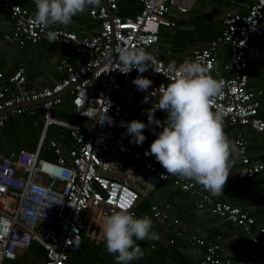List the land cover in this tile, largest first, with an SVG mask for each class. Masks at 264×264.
I'll return each instance as SVG.
<instances>
[{
  "label": "built area",
  "instance_id": "1",
  "mask_svg": "<svg viewBox=\"0 0 264 264\" xmlns=\"http://www.w3.org/2000/svg\"><path fill=\"white\" fill-rule=\"evenodd\" d=\"M196 1L139 0L141 8L134 16L121 17L120 0H106V5L102 0L99 7L89 8V16L99 23L96 33L79 36L71 25L55 26L52 30L59 35L54 43L65 52L56 65L61 78L51 86L29 89L24 68H15L4 77L0 67V264L21 262L31 244L44 252L37 264H67L76 242L103 235L104 221L114 210L130 202L135 213L140 198L166 181L199 198V208H209L264 249V226L249 212L199 193L193 181L168 175L154 156L145 155V150L131 142L126 126H121V121L136 120L141 111L155 110L159 87L175 78L161 57L159 33L173 28L174 18L187 15ZM0 13L12 23L10 33L4 35L7 43L22 49L49 42L44 35L47 29L34 23L27 8L0 0ZM117 47H143L153 56L155 71L150 68L142 74L153 81L147 92L132 83L137 70L123 74L115 69L118 65L110 56L114 58ZM221 47L227 51L223 64ZM78 56L86 59L80 61ZM198 56L212 65L210 74L224 83L223 94L212 102L213 111L224 109L237 161L244 166V177L253 179L264 171V163L251 159L245 130L264 135V94L249 85V65L264 58V0H253L243 14L227 13L219 35L206 47L192 50L187 59ZM64 99L70 103L69 119L61 117ZM25 113L37 117L33 127H38V119L43 125L36 147L6 150L2 139L7 118ZM107 115L114 123L103 122ZM155 115L167 118L165 111L156 110ZM52 128L57 129L55 137L50 135ZM43 151L52 157L43 158ZM169 209V204L150 206L155 220L171 225ZM183 240L206 248L199 264H244L226 256L219 241L192 235Z\"/></svg>",
  "mask_w": 264,
  "mask_h": 264
},
{
  "label": "clouds",
  "instance_id": "2",
  "mask_svg": "<svg viewBox=\"0 0 264 264\" xmlns=\"http://www.w3.org/2000/svg\"><path fill=\"white\" fill-rule=\"evenodd\" d=\"M101 2L33 0L36 9L33 20L42 30L47 29L44 35L49 43H54L59 35L58 31L52 30L55 26H69L73 17L84 13L88 7H99ZM110 59L118 65L115 69L123 74L137 70L138 75L132 83L138 90L147 92L152 86L153 81L142 74L150 68L155 71V61L143 47H117L114 58L110 56ZM211 67L200 56L195 60L186 59L179 65L171 61L168 71L174 73L175 78L159 87L158 105L155 110L153 107L146 113L148 124L134 119L131 122L121 121V126H126V134L133 138L131 142L136 145H142L146 140V128L153 126L152 131H155V126L161 127L162 131L145 155L154 156L168 175L193 181L212 196H219L224 193L231 174L237 147L224 131V109L213 111L212 102L223 94L224 83L210 74ZM147 100L146 96L145 102ZM156 110L165 111L166 120L156 119ZM104 121L114 123L108 115ZM153 227L150 216L137 217L131 211L130 202L123 203L119 210L107 216L103 224L107 253L115 254L117 264H131L142 259L145 253L137 241H159V234L153 231Z\"/></svg>",
  "mask_w": 264,
  "mask_h": 264
},
{
  "label": "crops",
  "instance_id": "3",
  "mask_svg": "<svg viewBox=\"0 0 264 264\" xmlns=\"http://www.w3.org/2000/svg\"><path fill=\"white\" fill-rule=\"evenodd\" d=\"M13 2L27 8L32 15L35 14V5L33 0H12ZM253 0L245 2H231L221 4L219 13L221 14V21L229 12L246 11V8ZM192 10L184 15L185 17L193 13H203V9L195 11L196 5ZM88 7L84 13L73 17V22L70 24L74 32L79 36H89L96 33L98 22L89 16ZM207 8V7H206ZM195 9V10H194ZM232 9V10H231ZM194 10V11H193ZM193 11V12H192ZM218 13V14H219ZM195 14V15H196ZM184 16H177L174 20ZM12 23L0 13V67L4 73V77L12 72L13 69L22 67L26 72L27 86L29 89H39L48 87L56 83L61 78V74L56 71V65L60 56L65 52L64 47L55 43L42 44H28L20 49L14 44L7 43L4 40V35L10 33ZM160 40V35H159ZM256 41L253 40L252 44ZM160 54L162 59L166 62L169 59H174L171 53L170 46L167 44L166 49H161ZM36 48V50H34ZM193 48V49H192ZM189 50L188 54L180 53L178 60H173L180 64L187 59L191 51L201 47L195 45ZM220 63L227 59V51L225 48H220ZM48 53L49 62L51 66L47 68L40 64L41 55ZM187 53V52H186ZM39 56V57H38ZM53 56V57H52ZM48 58H46L48 60ZM182 58V59H181ZM181 59V60H180ZM169 63V62H167ZM253 67V68H252ZM262 72H255L261 69ZM250 87L253 89H260L264 94V58L254 61L249 65ZM44 79L45 81L43 82ZM255 80H258L260 85L256 86ZM62 108L66 107L69 111V101L64 99ZM262 111L264 112V97L262 98ZM62 118H67V116ZM155 118L161 121L166 120L165 117L155 115ZM136 120H140L148 124L147 114L141 111ZM82 121V120H81ZM84 122L82 121L81 124ZM148 131V128L144 130ZM224 131L233 141V131L224 123ZM245 134L249 145V154L253 161L264 163V135L258 134L251 130H245ZM147 137V136H146ZM143 150H149L144 144L139 145ZM230 176L224 186V193L221 192L219 196H214L220 201L229 203L234 206H239L243 210L253 215L256 221L264 226V171L253 179L244 177V166L237 161L236 154L232 159V166L230 168ZM195 183V182H194ZM196 189L199 193H208L203 186L195 183ZM161 191L154 194L155 191ZM154 196L150 205L153 203L169 204V222L155 220L150 211L145 209L144 204L135 211L137 217L148 215L153 220V231L159 234V241H140L139 245L144 251L145 255L142 259L133 261L131 264H199L203 258V250L197 246L189 244L183 240L184 236L192 235L213 239L219 241L225 249L226 256H229L236 261H241L244 264H264V249L259 245L252 244L246 235L239 227L225 221L224 219L214 215L209 208H199L200 200L197 197H192L188 192H182L174 188L170 181L164 182L159 188L152 192ZM141 202V201H140ZM139 202V203H140ZM173 220H178V224H173ZM181 233L182 236L177 234ZM96 235L99 233L96 231ZM103 235L99 237L102 238ZM174 243L171 244L170 241ZM154 249H151V247ZM106 248V245H105ZM106 250V249H105ZM105 254L107 250L104 251ZM111 259L117 263L115 255L112 254ZM108 259L105 258L107 262ZM101 261V260H100Z\"/></svg>",
  "mask_w": 264,
  "mask_h": 264
},
{
  "label": "trees",
  "instance_id": "4",
  "mask_svg": "<svg viewBox=\"0 0 264 264\" xmlns=\"http://www.w3.org/2000/svg\"><path fill=\"white\" fill-rule=\"evenodd\" d=\"M213 1L221 5L225 2L226 3H231L233 1L247 2L250 0H197L198 4H202L204 8L211 6ZM140 8L141 6L139 4V0H120L118 14L121 17L134 16L140 10ZM219 10L220 9L218 10L215 9L213 12L203 11V13L200 14L193 13V15L190 14L186 17L184 16L178 19L177 22H175L173 28L166 29L167 30L166 32L164 31V29H162L159 33L160 41L162 44L161 49L162 48L166 49L165 45L168 44L170 46L171 53H173L174 56V59H169L166 61V63L167 62L170 63L173 60H178L179 59L178 55L180 53L188 54L189 50L195 45L201 48L206 47L209 41H211L216 36H218L222 28V21L220 20L221 14L219 13ZM244 12L245 9L244 11L241 10L238 13L243 14ZM78 59L80 61H84L86 57L78 56ZM63 105L66 104L63 103ZM66 107L60 108L61 115L63 117L67 116V118L65 119H69L70 118L69 114L71 110L69 112ZM33 119H37V117H31L27 113L23 115L9 116L7 118L3 129V139H2L3 140L2 145L6 150L9 151H17L20 149L33 150L36 147L37 141L39 139V133L43 125L41 121L38 119L39 121L38 127H33L32 126ZM56 130L57 129L52 128L50 132V135L52 137H55ZM31 131L35 132V135L30 139V141H28L25 138L26 133ZM42 157L51 158L52 156L50 152L43 151ZM139 202L137 207L135 208V211H138L139 207H141V205L143 204H144L143 207H145V209L148 210L152 205V204L150 205L149 202H144L142 198H140ZM202 239H204L207 242L210 240L214 241L213 239H207L203 237ZM139 242L140 241H137L138 244ZM199 248L203 250V255H204L206 248L205 247H199ZM105 249L106 248L104 244L101 245L97 244L95 239L84 237L82 241H78L73 245L71 256L67 264H117L111 259V257H113L112 254H108V253L105 254L104 252L106 251ZM43 256H44V252L42 248H40L36 244H31V246L22 254V261L16 264H37L39 261L43 260ZM105 258L108 259L107 262L105 261Z\"/></svg>",
  "mask_w": 264,
  "mask_h": 264
},
{
  "label": "rangeland",
  "instance_id": "5",
  "mask_svg": "<svg viewBox=\"0 0 264 264\" xmlns=\"http://www.w3.org/2000/svg\"><path fill=\"white\" fill-rule=\"evenodd\" d=\"M226 4V3H225ZM224 5V4H223ZM213 6H215V7H213ZM195 8H197L195 11H198L199 9H203L205 12H213L215 9L216 10H218V9H221L222 7H221V5L220 4H218V3H216L215 1H213V3H212V5L211 6H208L207 8H204L203 7V5L202 4H197L196 5V7ZM193 10V11H194ZM232 10V9H231ZM192 11V12H193ZM164 31L166 32L167 30L166 29H164ZM163 31V32H164ZM34 50H36V48H34ZM39 57V56H38ZM41 57V59H40V64L41 65H44L45 64V66L47 67V68H49L50 66H51V64H50V62H49V58L48 57H51V56H49L48 55V53H44L43 55H41L40 56ZM53 57V56H52ZM46 58H48V60L46 59ZM258 71H263L262 70V68L259 70V69H257L255 72L257 73ZM43 80V82L45 81L44 79H42ZM255 83H256V86H258V85H260V83H259V81L258 80H255ZM70 110L71 109H69V112H70ZM72 121H74V122H76V123H78V124H81L82 123V121L80 120V119H72ZM152 127L153 126H150L149 128H148V131H146L145 132V134H146V140L144 141V145L145 146H147L148 147V149H150V145H151V143L157 138V135L159 134V132L160 131H162V128L161 127H158V126H155V131H152ZM35 135V132H33V131H31V132H28V133H26V139L28 140V141H30V139L33 137ZM158 192H161V191H155L154 192V194H156V193H158ZM153 195H152V193L150 194V195H147L146 197H143L142 199H143V201L144 202H150V201H152V199H153ZM99 233V232H98ZM95 241H96V243L97 244H104V246L106 245V242L102 239V238H100V237H97V238H95ZM7 264H13V263H11V262H7Z\"/></svg>",
  "mask_w": 264,
  "mask_h": 264
},
{
  "label": "water",
  "instance_id": "6",
  "mask_svg": "<svg viewBox=\"0 0 264 264\" xmlns=\"http://www.w3.org/2000/svg\"><path fill=\"white\" fill-rule=\"evenodd\" d=\"M104 4L106 5V0H104ZM29 105V104H28ZM8 111H10V110H8Z\"/></svg>",
  "mask_w": 264,
  "mask_h": 264
}]
</instances>
